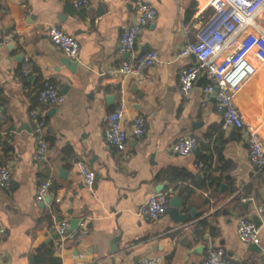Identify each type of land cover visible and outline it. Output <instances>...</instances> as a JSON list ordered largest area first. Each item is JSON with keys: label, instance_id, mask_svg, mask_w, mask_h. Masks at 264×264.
<instances>
[{"label": "crops", "instance_id": "0c3cea01", "mask_svg": "<svg viewBox=\"0 0 264 264\" xmlns=\"http://www.w3.org/2000/svg\"><path fill=\"white\" fill-rule=\"evenodd\" d=\"M156 18L143 26L135 43L136 55L156 51L161 65L146 70L138 82L114 71L126 58L119 52L122 31L135 20L132 0H88L74 9L68 0L0 1V166L12 175L10 186L0 187V264H138L158 257L159 264H203L208 246L220 247L232 264H264V224L257 206L264 207V170L248 160L244 130L223 128L214 96L200 102L205 81L200 78L190 96L180 94L177 74L193 65V55L177 56L195 40L200 23L212 13L204 0H144ZM58 26L79 45L77 67L70 70L53 45L47 29ZM14 39L2 44L4 36ZM29 61L33 72L21 77ZM45 81L63 96L57 106H42L35 93ZM123 100L126 149L106 145V117ZM249 122L263 121L264 67L237 98ZM45 119L47 161L36 162V139L30 111ZM142 116L145 135L131 136L130 125ZM197 138L188 156L171 150L180 136ZM86 162L95 173L88 190L76 167ZM204 163L208 169L198 167ZM50 180L51 195L36 200L39 185ZM171 189L184 199L180 212L194 209L195 218L175 225L167 214L151 221L137 214L154 193ZM252 197L253 201H244ZM56 198L59 201H56ZM241 218L258 219L261 253L237 237ZM77 220L79 236L59 244L60 221ZM206 221L202 239L196 224ZM47 241L49 243L47 244ZM50 252V255L48 254Z\"/></svg>", "mask_w": 264, "mask_h": 264}, {"label": "built area", "instance_id": "2783aa9c", "mask_svg": "<svg viewBox=\"0 0 264 264\" xmlns=\"http://www.w3.org/2000/svg\"><path fill=\"white\" fill-rule=\"evenodd\" d=\"M5 1V0H0ZM74 9L86 7L88 0H68ZM135 10V20L128 25L119 37V52L126 58L118 64L115 73L123 78H133L138 82L146 79V70L163 62L156 51L136 55L135 43L143 26L152 22L157 15L156 10L144 0H132ZM204 9L212 13L204 18L195 34V40L186 44L177 56L193 55L196 62L179 69L177 81L180 94L187 99L196 82L202 78L205 84L201 90L200 102L205 105L214 96L215 109L222 115L223 128L244 130L247 137L249 162L258 170H264V138L261 134L263 121L249 122L237 102L242 90L252 82L264 67V0H204ZM12 32L4 36L2 44L14 39ZM50 42L58 47L64 56L78 62L79 45L76 39L67 34L63 28L50 26L47 29ZM33 67L29 61L22 64L21 77L32 74ZM36 102L42 106H57L63 96L55 85L45 81L35 93ZM126 105L123 100L115 104L106 117L104 141L106 145L117 152H123L127 146L128 136L123 128ZM33 124V135L36 139L34 160L47 161V143L45 140V119L36 109L30 111ZM131 136L141 139L146 133V122L142 116L134 118L130 125ZM198 145L193 136H180L171 146V150L179 156L190 155ZM78 173L85 187L92 191L95 183V173L84 161L76 164ZM198 167L208 169L202 162ZM12 182V175L6 166H0V187L7 189ZM52 182H42L37 191L36 200L42 201L51 195ZM174 195L171 189L154 193L148 197L137 211V214L151 221L158 220L166 214L169 199ZM58 202L59 199L56 198ZM244 201H253L252 197ZM257 214L264 224V207L257 206ZM59 244L79 236L76 229H71L68 221L62 220L56 228ZM6 231L0 227V237ZM238 239L249 245L260 246L259 230L251 219L241 218L237 223ZM264 252V248L262 249ZM158 257L142 259L138 264H159ZM203 264H232L225 258L220 247L208 246Z\"/></svg>", "mask_w": 264, "mask_h": 264}, {"label": "water", "instance_id": "95a60500", "mask_svg": "<svg viewBox=\"0 0 264 264\" xmlns=\"http://www.w3.org/2000/svg\"><path fill=\"white\" fill-rule=\"evenodd\" d=\"M61 63L65 64L67 67H69L70 70H73L77 67V62H73L67 58L62 59ZM4 191H6V189ZM183 206H184V199L183 198H178L177 196H172L169 199L167 214L170 216V218L172 219V221L175 225L187 223L190 219L195 218L194 209H191L189 211V213H185V214L181 213L180 209ZM253 222L257 228L260 226V221L258 219H254ZM77 223H78L77 220L71 221L70 227L75 228ZM48 243H49V241H47V244ZM250 251L255 252V253H261V248L259 245H253L252 244V245H250ZM115 253H116V249L113 246H111L110 253H109V259L111 261V264H116L115 256H114ZM28 259H29V264H34V259L31 256H29Z\"/></svg>", "mask_w": 264, "mask_h": 264}, {"label": "trees", "instance_id": "16d2710c", "mask_svg": "<svg viewBox=\"0 0 264 264\" xmlns=\"http://www.w3.org/2000/svg\"><path fill=\"white\" fill-rule=\"evenodd\" d=\"M4 103H5V99L0 93V106H2ZM195 229H196L195 235H196V238H198V239H202V236H203L204 231L206 229H208L212 234L214 232V229L212 227H210L208 225V223H206V221H199L196 224ZM48 254L50 255V252H48ZM51 263L52 264H59L58 260H55V259H51Z\"/></svg>", "mask_w": 264, "mask_h": 264}]
</instances>
